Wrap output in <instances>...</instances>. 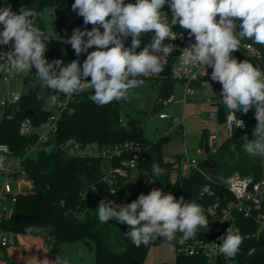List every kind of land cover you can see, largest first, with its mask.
I'll list each match as a JSON object with an SVG mask.
<instances>
[{"label": "clouds", "instance_id": "clouds-1", "mask_svg": "<svg viewBox=\"0 0 264 264\" xmlns=\"http://www.w3.org/2000/svg\"><path fill=\"white\" fill-rule=\"evenodd\" d=\"M165 5L171 10L170 20L162 11ZM71 10L83 18L84 25H92L91 30L74 29L65 40L77 57L86 54L82 64L79 59L50 63L45 53L51 41L45 31L34 26L33 10L21 6L17 13L10 4L0 7V48L10 45L7 51H0V71L15 76L35 69L42 87L66 96L90 89L89 99L99 107L128 101L130 90L163 71L166 58L177 48L172 42L183 35L173 30L178 25L187 31L190 41L193 37L195 41L179 49L180 68L206 74L212 69L211 80L221 85L219 95L231 135L234 127L245 126L236 113L255 109L253 139L245 134L242 149L250 157L264 159V71L232 56L244 39L264 46V0H74ZM148 34H152L150 42L137 52L141 38ZM128 38L131 43L126 47ZM166 40L171 43L165 44ZM0 148L6 150V146ZM4 162L5 156H0V167ZM164 171L157 164L152 167L156 177ZM96 211L100 223L115 220L127 225L125 235L136 247L148 246L156 239L172 246L174 242L184 245L199 228L208 227L202 206L162 188H153L127 204L102 198ZM217 240L220 242H214L213 249L226 259L234 258L243 243L234 226ZM25 264L69 262L58 256L55 260L33 256Z\"/></svg>", "mask_w": 264, "mask_h": 264}, {"label": "trees", "instance_id": "trees-1", "mask_svg": "<svg viewBox=\"0 0 264 264\" xmlns=\"http://www.w3.org/2000/svg\"><path fill=\"white\" fill-rule=\"evenodd\" d=\"M130 1L132 0H125V3ZM73 3L74 0H0V7L10 4L12 10L18 13L21 6H27L33 10V17L36 18L39 29L43 31L45 28L41 14L46 10L54 11L59 8L63 14V18L59 22L64 32V38L67 40L74 29H88V25L83 23V18L72 12L71 5ZM45 33L51 41L45 53L47 60L60 59L67 64L78 59L64 55L59 51L61 46L70 44L53 38L46 31ZM151 38L152 34L143 36L141 44H147ZM243 41L252 43L261 49L264 62V46L255 44L248 39ZM232 56L238 61L246 59L255 67L261 65L258 60L247 54L242 42L239 50L234 51ZM211 71L212 69H210L208 80L210 84L218 85L216 104L222 107L224 105L219 95L221 85L211 80ZM154 80L156 87H162L158 103L169 100L174 93L175 82L171 78H156ZM53 93V90L41 85L30 87L28 93L22 96L15 110L4 111L0 119V144L8 145L13 157L22 158L28 146L38 141L35 134L22 136L20 125L28 117L34 127H40V124L45 122L52 113L47 110V104ZM90 94L91 90L89 89L76 95L75 101L62 113L58 135L54 140L56 147L50 153L38 150L23 163L33 182V189L26 195L18 197L13 215L7 220L0 221V229L21 236L39 237L45 240L51 238L54 243L47 241V245L54 250L55 254H59L62 244L70 245L83 242L96 254L97 264H142L148 250L152 246L162 244L164 240L156 239L148 246L136 247L125 235L128 230L127 225L119 224L115 220L100 223L96 208L102 198L113 200L117 204H127L135 200L140 193L131 196H127L125 193V182L132 177L134 170L137 171L139 178L144 176L155 180L156 188L163 189L166 185L173 184L178 189H182L186 180L179 178L174 183L170 180L174 171H179L180 160L166 161L163 153L166 141L164 139L147 140L140 123L136 120L125 122V125L123 124L119 129L115 128L116 123H122L120 109L126 101L113 102L99 107L89 99ZM254 111L253 108L247 114L236 113L237 117L246 123V131L243 134L237 132L234 136L228 137L219 145L216 152L208 156L206 161L201 164L200 167L211 164L218 168L215 174L211 175L212 194L205 196L197 194L193 199L204 209L208 227L199 228L195 237L187 242L210 238L209 231L214 225V219L208 210L209 207L217 203V199L224 201L229 197L225 182L230 175L238 172L241 175H252L256 179L263 176L264 159L250 157L242 149L241 138L245 134L249 140L253 139L252 131L257 123ZM8 115H12V117L8 119ZM209 135L208 130L204 129L203 146ZM70 140H76L84 146L97 143L106 149H114L132 141L140 147L137 156L138 165L134 170L128 168L127 175L122 177L115 170L126 169L124 164L134 158L133 152H126L122 156L110 160L106 158H78L69 155L62 147ZM154 164L165 170L159 177L152 174ZM111 170L113 172H110ZM112 191L115 192L114 195ZM262 206L264 211V201ZM244 224L248 225L243 230L244 232L253 229L249 222H244ZM29 229L31 230L29 231ZM174 245L177 252L174 264H208L205 257L201 255L188 256V254L178 251L180 244L174 242ZM0 249L3 252L1 257L3 261L7 264H19L7 256L6 248L0 246ZM237 264H264V238L246 239L244 237L237 255Z\"/></svg>", "mask_w": 264, "mask_h": 264}, {"label": "built area", "instance_id": "built-area-1", "mask_svg": "<svg viewBox=\"0 0 264 264\" xmlns=\"http://www.w3.org/2000/svg\"><path fill=\"white\" fill-rule=\"evenodd\" d=\"M136 0H132L129 3H135ZM162 11L166 12L171 19V10L165 5ZM34 26L40 28L36 18L33 17ZM2 29V25L0 26ZM174 31L178 35L182 32V38L178 37L177 40L172 43L177 46L171 55L166 58L164 63L163 70L170 68L169 75L167 77H161L158 75L149 77V79L156 78H171L174 82H178L184 85V101L187 103L189 98L198 93L201 89L207 88L210 85L208 80V75L211 68L207 69V74L202 70L194 71H183L180 68L179 55L180 48L185 47L190 42H195L194 37L192 40H189L188 33L186 30H182L179 26H174ZM64 35V32L62 31ZM242 46L249 56L258 60L262 67L264 68L263 62V52L261 49L257 48L254 44L241 41ZM131 38L125 41V46H130ZM165 44L171 43L170 41H165ZM146 44H141L140 48L137 49V52L141 51ZM9 46H3L0 48V51H7ZM50 63L53 61L48 60ZM80 61V60H79ZM81 64L83 61H80ZM27 78L29 81L30 87H36L41 85V81L37 78L35 74V69L31 73L25 72L15 76L8 75L5 71H0V82L10 84L16 80ZM54 91V90H53ZM7 96L1 100V107L5 110H15V107L20 103L22 95L17 93L6 94ZM50 97V100L47 104V110L52 112L49 118L40 124V127H34L30 118H25L20 125V134L22 136H31L37 135L38 141L35 144H31L26 149L25 155L22 158H15L12 156L11 149L6 144H0V146H6L0 148V156H5V162L2 167H0V176H2L3 184L0 189V221L7 220L11 218L15 211L17 199L21 195H26L29 191L33 189V182L30 180L29 175L24 168L23 163L27 160L30 155L38 150H43L46 153H50L55 147L54 140L56 139L59 131V122L61 120L62 113L67 110L70 105L75 101L76 95L66 96L63 93L54 91ZM172 97L169 100H163L159 104H170L172 102ZM159 101V100H158ZM225 109V107H223ZM218 114V113H217ZM3 116V115H2ZM12 115H8L7 118L10 119ZM169 116L165 113L159 115L161 120L167 119ZM210 121H214L215 114L211 112L208 116ZM225 122L227 120V113L225 116ZM237 117V115H236ZM237 119H241L238 118ZM243 120V119H241ZM244 121V120H243ZM228 129L229 137L234 136L237 132L243 134L246 131V123L244 122V128H233L232 135L230 134V129L227 123H224ZM125 125V124H124ZM217 140V136L210 134L208 140L202 149L197 151V155H204L206 159L211 154L216 152L214 149V143ZM66 152L74 157L78 158H106L113 159L115 157H120L126 152H133L135 154L134 158L124 165L126 169H117L116 173L119 175L126 176L128 173V168L131 170L136 169L138 165L137 156L139 154L140 147L137 146L134 142L129 141L115 147L114 149H106L100 147L97 143H92L90 145L84 146L82 143L76 140H70L66 144L62 145ZM190 171L184 170L181 173L180 179L186 180L194 174L197 170H200L201 162H198L196 159H191ZM110 172H113L111 170ZM108 179V178H107ZM149 180L146 177H142L141 181L144 185H148ZM154 183V182H153ZM212 178L210 176H205V182L201 185L196 193V195L205 196L212 194ZM226 190L229 193L227 199L221 200L217 199L213 206L209 207V214L214 219V225L211 228L210 238L205 240H196L194 242H186L184 245H180L178 251L188 256L201 255L205 257L208 264H237V254L232 259H226L223 255L218 254L213 249V243H219L217 237L224 234L228 227L234 226L239 229L240 235L246 237V239H259L264 238V211H263V201H264V177L262 176L259 179H256L252 175H241L236 172L230 175L225 182ZM140 194L147 195V192H141ZM195 195V196H196ZM244 222H249L253 229L244 232L245 228L248 225H245ZM244 225V229H243ZM20 235H16L12 232H6L0 229V246L2 248L15 247L18 244ZM44 243L47 244V241H54L51 238L47 240L43 239ZM50 256L51 260H55L56 257H60L58 254L52 253ZM0 264H6L5 261L0 259Z\"/></svg>", "mask_w": 264, "mask_h": 264}, {"label": "rangeland", "instance_id": "rangeland-1", "mask_svg": "<svg viewBox=\"0 0 264 264\" xmlns=\"http://www.w3.org/2000/svg\"><path fill=\"white\" fill-rule=\"evenodd\" d=\"M41 19L45 31L53 38L65 42L62 34V26L59 19L55 16L53 10H46L41 14ZM92 25H88V30H91ZM102 30V29H101ZM89 49V51H93ZM59 51L64 55L78 58L80 61L86 59V54L76 56L71 45L61 46ZM257 68L264 71L261 65ZM210 86L213 90L210 91ZM156 88V81L154 79L145 78V84L130 90V99L126 101L120 109L121 124L116 123L115 128L119 129L125 122L136 120L140 123L142 132L147 140L158 141L164 139L166 145L163 153L166 161L176 162L179 171H174L170 176L172 183L176 182L184 170L190 171L191 159H196L198 162L204 163L206 157L204 155H197V151L203 148L202 135L204 129L208 130L209 134L217 136L214 143V149H217L228 137L229 132L225 124L218 122L217 113L220 108L217 103L218 85L210 84L207 88L201 89L194 96L189 98V101H184V85L181 83H174V93L171 95L172 102L170 104H157L153 113L145 112L144 106L153 95ZM30 89L27 78L16 80L10 84L0 82V119L4 113L1 107V100L5 98L8 92L26 95ZM206 100V101H205ZM205 101V102H204ZM224 107V106H222ZM214 112V121H210L209 114ZM160 113H165L169 117L166 120L159 118ZM215 174V173H214ZM144 177V176H142ZM264 177V165H263ZM3 177L0 176V189L3 184ZM156 183L144 185L139 178L136 170L133 171L132 177L125 182V193L131 196L136 193H149L155 187ZM59 256L61 259H67L69 264H97L96 254L91 251L83 242H76L72 244H62ZM52 248L46 249L48 256H52ZM3 252L0 249V259ZM176 246L169 245L163 242L160 245L152 246L142 264H174L176 259ZM43 259V258H42ZM7 264V263H6Z\"/></svg>", "mask_w": 264, "mask_h": 264}, {"label": "water", "instance_id": "water-1", "mask_svg": "<svg viewBox=\"0 0 264 264\" xmlns=\"http://www.w3.org/2000/svg\"><path fill=\"white\" fill-rule=\"evenodd\" d=\"M54 14L55 16L60 20L63 18L62 12H60L59 8L54 9ZM170 68H167L163 70L161 73H159V76L161 77H167L169 75ZM162 87L157 86L155 88V91L153 95L150 97L149 101L147 104L144 106L145 112L152 114L156 105L158 104V100L160 99ZM226 116V111L223 107H220L218 109V122L220 124L225 123V117ZM216 166L211 165V164H205L203 165L200 170H197L194 172L192 176H190L188 179L185 181V185H183L182 189H178L175 187L173 184L166 185L163 190L164 192H171L175 196L179 197L180 195H183L186 200H191L193 201L199 187L204 184L205 182V176H210L213 175L216 171Z\"/></svg>", "mask_w": 264, "mask_h": 264}, {"label": "crops", "instance_id": "crops-1", "mask_svg": "<svg viewBox=\"0 0 264 264\" xmlns=\"http://www.w3.org/2000/svg\"><path fill=\"white\" fill-rule=\"evenodd\" d=\"M49 248L51 247L45 244L42 238L20 235L17 246L6 249V253L9 258L19 264H22L25 263L29 257L33 256L40 260H42V258L44 259L45 257L51 260V258L46 253V249Z\"/></svg>", "mask_w": 264, "mask_h": 264}]
</instances>
